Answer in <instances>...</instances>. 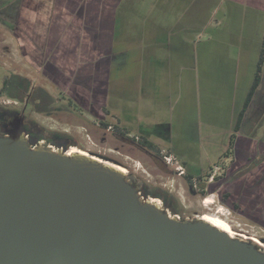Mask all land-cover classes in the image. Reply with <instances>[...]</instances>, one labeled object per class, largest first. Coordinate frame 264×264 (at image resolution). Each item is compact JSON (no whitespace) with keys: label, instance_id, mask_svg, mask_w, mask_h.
<instances>
[{"label":"rangeland","instance_id":"rangeland-1","mask_svg":"<svg viewBox=\"0 0 264 264\" xmlns=\"http://www.w3.org/2000/svg\"><path fill=\"white\" fill-rule=\"evenodd\" d=\"M134 1L130 12L137 11L145 18V28L154 27L150 25L153 22L159 25L158 21H166L165 12L170 11L171 16L176 12L184 15L179 19L178 30L187 23L198 29L172 35L177 47L186 39L184 50L188 56L178 58L171 66H137L136 52L129 48L135 47L139 34L126 33L125 29L117 35L122 42L113 45L112 52L117 55L128 48L129 57L118 55L112 67L110 59L100 63L96 94L100 98L109 96L110 103L105 107L106 113L95 107L98 112L90 115L73 102L70 106L67 93H61L59 86L28 64L14 36L15 9L0 0V88L6 76L21 75L31 85L47 90L51 99L44 114L36 113L31 104L6 95H0V106L26 107V113L39 125L66 134L63 149L67 152L77 147L124 167L145 198H156L163 206L156 193L164 195L179 211V218L209 216L224 221L232 233L249 238L264 250V229L235 213L218 195L216 187H208L217 180L208 179L213 166L221 167L224 176L234 168L235 153L231 150L225 156V152L254 78L264 19L236 0ZM132 22L133 29L140 28L138 16ZM199 30H203L201 34ZM160 37L167 44L168 37ZM257 99L264 100V83ZM75 109L82 111L81 116ZM250 126L248 109L236 145L248 143ZM142 137L153 141L159 151L142 145ZM165 156L171 157L172 162L168 163ZM179 166L185 173L177 170Z\"/></svg>","mask_w":264,"mask_h":264},{"label":"water","instance_id":"water-1","mask_svg":"<svg viewBox=\"0 0 264 264\" xmlns=\"http://www.w3.org/2000/svg\"><path fill=\"white\" fill-rule=\"evenodd\" d=\"M0 264H264V250L179 218L102 159L0 135Z\"/></svg>","mask_w":264,"mask_h":264},{"label":"crops","instance_id":"crops-1","mask_svg":"<svg viewBox=\"0 0 264 264\" xmlns=\"http://www.w3.org/2000/svg\"><path fill=\"white\" fill-rule=\"evenodd\" d=\"M1 1L12 4L15 9L14 36L19 41V48L28 64L35 71L44 72L49 81L61 83L60 86L64 90L74 88L73 76L81 70L78 66L100 63L102 65V61L108 58L112 60V67L118 55L127 54V58L129 57V49L136 52L134 58L137 66L153 68L162 63L171 66L178 58L181 60L188 56L187 50H184L186 39H182L184 47L183 43L177 47L172 35L198 30H194L191 23L182 24L178 30L177 24L181 23L179 19L184 15H178L176 12L171 16L170 11L165 12L166 21H158L159 25L153 22L150 25L154 27L145 28L143 24L145 18L137 11L130 12L134 7L132 4L134 0ZM236 1L246 6L249 3V0H246V4L245 0ZM137 16L141 20L140 28L133 29L132 21L136 20ZM164 22L166 23L163 24ZM125 29L126 33L139 34L134 47L136 49L124 48V51L121 50L116 55L112 52L113 45L122 42L121 37L118 38L117 35L125 32ZM199 31L201 34L203 30ZM161 34L168 37L167 44L162 43ZM167 72L170 73V70L167 69ZM149 77L146 80L150 79ZM82 87L81 83L77 85L78 90ZM108 98L109 96H103L107 106L110 103Z\"/></svg>","mask_w":264,"mask_h":264},{"label":"flooded vegetation","instance_id":"flooded-vegetation-1","mask_svg":"<svg viewBox=\"0 0 264 264\" xmlns=\"http://www.w3.org/2000/svg\"><path fill=\"white\" fill-rule=\"evenodd\" d=\"M247 6L250 13L256 16L260 15L259 19H264V0H249ZM78 68L81 70L77 71V75L73 76L72 82L75 83L73 89L64 90L60 86L61 83L50 81L62 89L61 93H67L66 96L69 97L70 106H72L73 102L90 115L98 112L95 111V107L98 110L100 109L99 112L106 113L104 99L100 98L101 95L96 94V84L100 76L98 73L99 65L88 64L82 67L78 66ZM41 74L45 75L44 72ZM9 78L14 81V86L10 88L11 90L15 89V91H18L19 87L23 88L27 85L24 101L31 104L36 113H46L45 110L49 109L51 104L47 90L31 85L30 80L21 75L13 74ZM256 78L260 80L255 86L249 105L252 119L249 141L243 145H236L239 136V133H237L232 149L236 157L232 172L224 176L221 173L222 168L219 167V175L216 182L211 183L208 187L209 189H215L216 187L218 195L235 213L247 217L251 223L264 229V100L258 101L257 99L264 83V34L254 78L249 90L252 88ZM79 83L83 86V92L77 89ZM35 96H38V98L35 99ZM43 97H49V100L46 99L45 101ZM12 99L22 102V100L16 98ZM74 111L76 112V109ZM81 113L82 111L80 110L76 112L79 116H81ZM0 135L24 136L32 144L44 143L54 148L62 149L63 145L66 144V138H68L66 134L50 131L46 127L39 125L32 115L26 113V107L20 109L16 104L0 106ZM156 194L162 199L163 206H172V203H169L164 195Z\"/></svg>","mask_w":264,"mask_h":264},{"label":"trees","instance_id":"trees-1","mask_svg":"<svg viewBox=\"0 0 264 264\" xmlns=\"http://www.w3.org/2000/svg\"><path fill=\"white\" fill-rule=\"evenodd\" d=\"M259 80H260L259 78H256L252 88L247 93V96L245 98L243 106H242V108H241V110H240V112L238 114V117H237V120H236V124H235V127H234V133L231 135L229 149L225 152V156H227V154L229 152H231V150L233 149V146L235 144V139L237 137V133L240 131V129L242 127V123H243V120L245 118L246 112L249 109L250 101H251V98L253 96L255 86H257V84L259 83ZM13 84H14V81L10 80V78L6 76V78H4V80H3V86L0 88V95H4L5 94V95H7L10 98H16V99L24 101L25 97H26L25 89H26L27 85L24 86L23 88L19 87L18 91H15V89L14 90L10 89V88H12L14 86ZM34 98L37 99L38 96H35ZM43 99L46 101V99L49 100V97H43ZM104 124H106V123H104ZM116 128H119V127L116 126ZM140 143L142 145L148 147L151 150L159 151V148L157 147V145L153 141H151L150 139H148L146 137H142ZM127 177L131 181L130 175H128ZM189 178H191V176H189ZM217 178L218 177H216V179ZM164 207L168 208L169 211L171 213H173V214H177V215L179 214V211H177V208H175V206L164 205ZM182 219H184V218H182Z\"/></svg>","mask_w":264,"mask_h":264},{"label":"bare ground","instance_id":"bare-ground-1","mask_svg":"<svg viewBox=\"0 0 264 264\" xmlns=\"http://www.w3.org/2000/svg\"><path fill=\"white\" fill-rule=\"evenodd\" d=\"M68 154H80V155L90 156L87 152H85L84 150L79 149L77 147H73L69 151ZM94 157H96V156H94ZM105 162L108 163V164H110V165H112V166H114V167H116L117 169L123 171L124 173H126V169L124 167H122V166H120L118 164H114V163L108 162V161H105ZM150 201L155 202V203H158V204H161V201L160 200H158L156 198H153V197H150ZM201 219L212 223L213 225H215L218 228L226 231L227 233H229L232 236L234 235V233H232V231L228 228V226L226 225V223L224 221L216 220L215 218H212V217H209V216H203V217H201Z\"/></svg>","mask_w":264,"mask_h":264},{"label":"built area","instance_id":"built-area-1","mask_svg":"<svg viewBox=\"0 0 264 264\" xmlns=\"http://www.w3.org/2000/svg\"><path fill=\"white\" fill-rule=\"evenodd\" d=\"M54 149H57V148H54ZM68 153H69V151H68ZM164 158H165V160H167L168 163L172 162L171 157L165 156ZM181 169H182L181 166L177 167V170L180 171L181 174L185 173V171L183 169L182 170ZM218 172H219V166H217V165L213 166L212 172H211L210 176L208 177L209 181H213L216 178V175ZM233 236L234 237H240L242 239H247L245 236L239 235L238 233L234 234ZM253 240H256V239H253Z\"/></svg>","mask_w":264,"mask_h":264}]
</instances>
